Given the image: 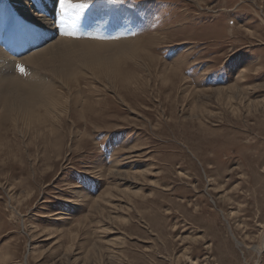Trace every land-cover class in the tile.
<instances>
[{
	"label": "rangeland",
	"instance_id": "obj_1",
	"mask_svg": "<svg viewBox=\"0 0 264 264\" xmlns=\"http://www.w3.org/2000/svg\"><path fill=\"white\" fill-rule=\"evenodd\" d=\"M70 2L117 9L138 50L0 137V264H264V0Z\"/></svg>",
	"mask_w": 264,
	"mask_h": 264
},
{
	"label": "bare ground",
	"instance_id": "obj_2",
	"mask_svg": "<svg viewBox=\"0 0 264 264\" xmlns=\"http://www.w3.org/2000/svg\"><path fill=\"white\" fill-rule=\"evenodd\" d=\"M55 3L56 0H43L39 9L45 15L38 14L40 18L30 13L33 5L28 0H9L0 9V137H6L9 130L23 136L22 129L43 134V129L53 126L61 113H67L63 102L70 105L74 94L82 93L81 85L86 84L87 76L94 78L93 71L78 74L75 65H96L111 59L115 52L138 50L135 37L114 39L113 35L127 26L121 12L114 7L103 11L99 2L84 4L77 9L78 15L61 9L59 14L67 22L61 26L74 35L48 38L46 31L53 30L51 11ZM19 11L30 18L16 14ZM74 24L79 25L78 29ZM88 29L100 32L88 36ZM20 65L23 72L15 70ZM50 76L58 78L60 89L55 92ZM20 122L24 124L21 128ZM235 242L237 247L243 245L239 240ZM251 250L259 254L262 249L252 246Z\"/></svg>",
	"mask_w": 264,
	"mask_h": 264
},
{
	"label": "snow or ice",
	"instance_id": "obj_3",
	"mask_svg": "<svg viewBox=\"0 0 264 264\" xmlns=\"http://www.w3.org/2000/svg\"><path fill=\"white\" fill-rule=\"evenodd\" d=\"M59 4H60L61 9L64 12H68L69 9H79V8L84 7V5H82V4H72L70 2V0H59ZM76 15H78V13H76ZM68 34L74 35V33H68ZM20 70L23 71L22 66H21Z\"/></svg>",
	"mask_w": 264,
	"mask_h": 264
}]
</instances>
